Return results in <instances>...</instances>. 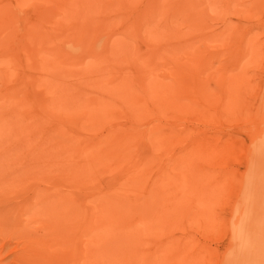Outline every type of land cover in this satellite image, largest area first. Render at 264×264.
Segmentation results:
<instances>
[{"label":"rangeland","instance_id":"1","mask_svg":"<svg viewBox=\"0 0 264 264\" xmlns=\"http://www.w3.org/2000/svg\"><path fill=\"white\" fill-rule=\"evenodd\" d=\"M0 264H264V0H0Z\"/></svg>","mask_w":264,"mask_h":264}]
</instances>
